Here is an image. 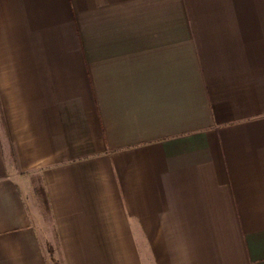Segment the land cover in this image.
<instances>
[{
	"label": "crops",
	"instance_id": "obj_1",
	"mask_svg": "<svg viewBox=\"0 0 264 264\" xmlns=\"http://www.w3.org/2000/svg\"><path fill=\"white\" fill-rule=\"evenodd\" d=\"M48 245L264 264V0H0V264Z\"/></svg>",
	"mask_w": 264,
	"mask_h": 264
},
{
	"label": "trees",
	"instance_id": "obj_2",
	"mask_svg": "<svg viewBox=\"0 0 264 264\" xmlns=\"http://www.w3.org/2000/svg\"><path fill=\"white\" fill-rule=\"evenodd\" d=\"M32 186H33L34 197L37 201L40 211L42 212L45 211L48 214L49 213L48 196L41 177L39 176L32 177ZM48 251L52 257V248L49 245H48ZM52 260H53V264H58V261L55 258L52 257Z\"/></svg>",
	"mask_w": 264,
	"mask_h": 264
},
{
	"label": "rangeland",
	"instance_id": "obj_3",
	"mask_svg": "<svg viewBox=\"0 0 264 264\" xmlns=\"http://www.w3.org/2000/svg\"><path fill=\"white\" fill-rule=\"evenodd\" d=\"M39 219H40V224L38 225L39 226V236H40V239L44 241L47 235L51 234L52 224H51L49 215L45 211L44 212L40 211Z\"/></svg>",
	"mask_w": 264,
	"mask_h": 264
}]
</instances>
